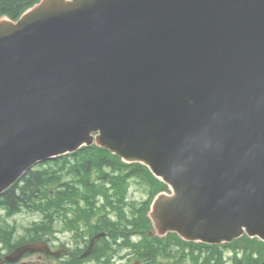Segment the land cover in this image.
Masks as SVG:
<instances>
[{"label": "water", "instance_id": "obj_1", "mask_svg": "<svg viewBox=\"0 0 264 264\" xmlns=\"http://www.w3.org/2000/svg\"><path fill=\"white\" fill-rule=\"evenodd\" d=\"M256 108L264 0H40L0 17V193L96 143L168 184L148 211L155 234L264 241ZM26 251L58 254L35 241L4 259Z\"/></svg>", "mask_w": 264, "mask_h": 264}, {"label": "trees", "instance_id": "obj_2", "mask_svg": "<svg viewBox=\"0 0 264 264\" xmlns=\"http://www.w3.org/2000/svg\"><path fill=\"white\" fill-rule=\"evenodd\" d=\"M35 1L37 0H0V15L5 14L15 19ZM132 175H138L146 182L152 179L142 165L125 164L108 150L95 145L29 169L14 185L0 194V217L29 211L39 212L43 219L33 222L25 229L23 235L26 236L17 239L14 236L15 226L0 220V254L2 250L10 251L17 244L26 241H50V236L55 231L54 223L60 220L74 231V238L84 243L98 232L107 233V238L97 240L87 257H94L101 264V258L106 256L113 244L130 247L133 256L140 259L142 264H264V243L246 235L230 243L209 245L184 242L175 234H169L163 240L148 236L141 228L138 229V217H134L130 223L125 222V219H100L97 224H91L89 219L97 195H104L108 204L118 207L119 202L123 201L125 179ZM157 185L156 190L163 187L159 182ZM142 216V227L150 228L149 220L144 213ZM83 224L86 225L85 228H82ZM134 230L143 236L137 242L131 241ZM108 240L110 243H107ZM81 251L82 249L71 252L66 257L62 255L52 264H83L85 259L76 256Z\"/></svg>", "mask_w": 264, "mask_h": 264}, {"label": "rangeland", "instance_id": "obj_3", "mask_svg": "<svg viewBox=\"0 0 264 264\" xmlns=\"http://www.w3.org/2000/svg\"><path fill=\"white\" fill-rule=\"evenodd\" d=\"M157 182H158L157 180L153 181L151 179L149 180V184H146L138 176H135L129 179L128 186L126 188L127 199H128L127 204H132L134 206L132 210H138L140 211V213H143L145 204L140 203L138 201L150 199L148 195L155 193V190L158 188ZM109 209L113 211V216H114L115 215L114 208L109 207ZM109 209L108 211H106L107 213L110 212ZM124 211L127 213L128 208L124 209ZM40 217H41L40 214L36 212L22 211V212L15 213L11 217L4 218V219L15 226L16 228L15 236L16 238H18V237L23 236V234L25 233L24 228L26 226H29V224L33 221H38ZM143 221L144 219L143 220L141 219L140 221L141 223L140 222L138 223V226H139L138 229L140 230L141 228V231L145 232L146 228L142 227ZM55 227L57 230L55 234L56 236H58L59 241L61 243L67 245L70 248H73L76 246L73 237H71V233L65 229V226H62V224L58 222L57 224H55ZM54 243H56V241ZM80 246H82V243L80 244ZM24 258H26L25 260H28V261H37L36 256H33V257L26 256ZM103 258H104V261L107 260L109 264H133L134 262V258L131 257L130 254H128L126 251H124L123 249L118 251L114 249L113 247H111V249H109L106 252V256H104ZM42 261L43 262L47 261V258H45V260H42ZM86 264H97V263L95 261H88L86 262Z\"/></svg>", "mask_w": 264, "mask_h": 264}, {"label": "flooded vegetation", "instance_id": "obj_4", "mask_svg": "<svg viewBox=\"0 0 264 264\" xmlns=\"http://www.w3.org/2000/svg\"><path fill=\"white\" fill-rule=\"evenodd\" d=\"M110 210V212L108 213V217H112L113 216V211L111 210V209H109ZM116 217H118V218H122V219H131L129 216H127V215H120L119 216V214H117L116 215ZM133 238H138L137 236H132Z\"/></svg>", "mask_w": 264, "mask_h": 264}, {"label": "bare ground", "instance_id": "obj_5", "mask_svg": "<svg viewBox=\"0 0 264 264\" xmlns=\"http://www.w3.org/2000/svg\"><path fill=\"white\" fill-rule=\"evenodd\" d=\"M255 113H258L259 117L264 120V109L256 108L254 109Z\"/></svg>", "mask_w": 264, "mask_h": 264}]
</instances>
